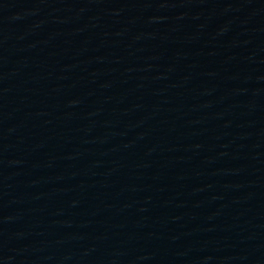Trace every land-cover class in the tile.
Wrapping results in <instances>:
<instances>
[{"label":"water","instance_id":"obj_1","mask_svg":"<svg viewBox=\"0 0 264 264\" xmlns=\"http://www.w3.org/2000/svg\"><path fill=\"white\" fill-rule=\"evenodd\" d=\"M0 264H264V0H0Z\"/></svg>","mask_w":264,"mask_h":264}]
</instances>
